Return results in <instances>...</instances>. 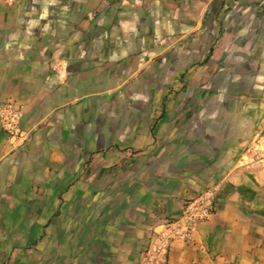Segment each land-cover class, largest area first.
<instances>
[{"label": "crops", "instance_id": "1", "mask_svg": "<svg viewBox=\"0 0 264 264\" xmlns=\"http://www.w3.org/2000/svg\"><path fill=\"white\" fill-rule=\"evenodd\" d=\"M0 264H264V0H0Z\"/></svg>", "mask_w": 264, "mask_h": 264}, {"label": "built area", "instance_id": "2", "mask_svg": "<svg viewBox=\"0 0 264 264\" xmlns=\"http://www.w3.org/2000/svg\"><path fill=\"white\" fill-rule=\"evenodd\" d=\"M21 113L16 103L6 100L0 104V130L16 147L27 141V135L20 128ZM264 151V138H258L252 145L254 161L261 163L258 153ZM215 191L208 189L185 203L181 214L165 221L154 232L138 264H167L169 251L175 242L190 241L196 227L208 220L214 211Z\"/></svg>", "mask_w": 264, "mask_h": 264}]
</instances>
